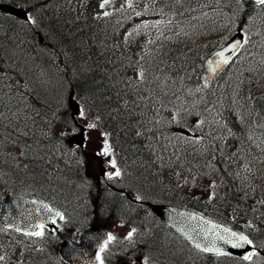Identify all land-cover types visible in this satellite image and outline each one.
<instances>
[{
    "label": "rangeland",
    "instance_id": "374dc122",
    "mask_svg": "<svg viewBox=\"0 0 264 264\" xmlns=\"http://www.w3.org/2000/svg\"><path fill=\"white\" fill-rule=\"evenodd\" d=\"M11 1L16 5L23 6L26 12L29 10L31 11L30 8H25L26 4H34L35 11L31 17L34 19V23H26L28 26L25 23H23V25L20 23L17 28L21 32H30V30L34 28L41 30L44 41L45 38L47 39L50 36L51 40L55 41L52 26L51 24L49 25V22L47 24L48 15L46 9L50 6L56 5V9L62 7L64 17H69L77 12H84L87 15L85 16L90 20L101 19L104 25L112 23L110 40L113 42V45L116 46L117 50L120 49L121 51H125V63L129 65L124 63L123 68L126 76L131 80V82H127L128 86L126 87L112 85L114 89V110L118 112V116L124 111L128 112L127 114L129 116L127 115V119L129 120L128 126L132 129L131 133L135 136H141L142 140L140 142H142V144L145 145V149H147V160H149L147 165L155 171H161V178L165 183L175 185V187L182 188L184 191L187 189L192 195L198 196L202 200H208L214 192L220 193V190L224 188L220 181L219 167L215 166V162L224 163L223 166L229 171L232 179L236 181L237 188L246 195L245 203H247L254 212L253 214L257 215V219L255 222H252L246 217H239L229 207H224L222 205L219 207L218 204L214 202L213 204L217 206L220 213L222 212L224 215L231 218L232 221L235 220V222L243 226L246 231H252L257 227L262 230L263 237L259 233L257 235L260 247H258L255 253L258 252L259 255L264 256V134H258L254 130L257 125L260 126V128H264V121L262 123H255L257 121H255L253 117L250 123L247 118L238 121L236 114H233V118L230 119L221 109L223 103L228 102H230L231 107L234 109L239 107L240 99L236 98V94L237 91L242 88L243 79L240 77L236 84L237 86L234 84L227 88L224 86L225 81L223 83H216L217 108L213 109L209 105L210 99H207V95L205 91H202V88L199 87V90L184 89L183 85L185 80L180 81V75H177L179 79H176L175 75L169 74L168 70L156 67L158 62L160 65L165 63V59L163 60L161 58V48L168 47L169 50L171 46L179 47V44L181 42L184 43V40H187L191 35H194V40H190L192 43L205 42L211 39V37L203 35V32L206 30L204 29L205 24L208 26L214 25L215 15L212 14V16L215 17L214 19L207 17L208 15L204 13V16L199 17L200 14L197 13L199 10H197L194 12L195 16H193L195 19L192 20V18H189L188 22L181 20L175 21L174 17L172 18V16L169 15L165 21L158 23L155 17L151 19L147 13H142L141 15V11L139 10L145 0ZM56 11L59 13V17H61L63 13H60V10ZM174 11L177 10L175 9ZM209 12L211 11L209 10ZM117 13L119 15L114 19L113 15ZM262 19L263 17L258 18V20H252L251 25L256 28L249 26L252 33H260L259 25ZM131 20H134V22H131ZM176 25L177 27H175ZM46 26L48 28L47 30ZM237 31V29L232 31L229 35H226V38L234 35ZM14 40L15 43L18 41L16 38ZM56 41H58V39ZM152 43H155L153 50L150 49L151 45H153ZM107 45L108 38L105 37L100 49L106 50ZM7 47L5 46L3 49L6 48V50L12 52V49ZM263 47L264 43H261L260 46L257 47L258 52H260V50L264 52ZM258 52L252 53L249 59L243 57L241 61L249 65V61L258 60V62L251 64L252 66H250V69H262V74H264V54L260 55ZM27 54L30 55L28 52ZM54 54H56V52ZM51 57L53 58V55H51ZM150 57L155 60V63L153 62L152 64L156 68L153 67L150 78H147V76L142 78V73L145 69L144 65L152 61ZM1 60L2 58L0 56V61ZM4 60L7 61L4 62V64L6 63L5 66L9 65L10 67L3 72L1 71L2 66L0 65V93L3 92L0 94V118L4 122H12L17 131L27 132L30 135L32 133L53 132L54 137L51 139L53 141L44 140L45 143L43 145L48 146L49 143H53L52 147L60 151L61 154L65 152V156L68 159L75 158L73 151L76 146L69 143L68 138L77 131L74 124L75 122L76 124L79 122L86 128L84 150L89 153L96 152L100 155V160L104 162L101 166L100 162L94 157H92L93 159H87L85 161L86 169L84 173L89 176L87 177L89 183L93 179L97 180L99 182L96 183L97 186L101 188L105 187L108 190V195H115V193L118 192L121 193L120 189L131 186L130 188L135 193H139L145 199H150L151 197L155 199L159 196V192H157L156 189L148 195L140 187L137 188L134 186L132 181L137 183L134 178L139 175L133 173L130 167H134L136 164L131 163L127 158L124 161L123 157H121V159L117 157L115 160L116 163L114 162V150H112L110 141L107 138L106 129L101 125L94 111L89 105H86L78 94L73 92L81 106V112L76 115V118L72 117L67 103V107L63 108V106L57 105L58 110L54 109L53 99L61 96L64 90L71 92V89H67L64 82L54 75L52 69L46 68L43 64H40L41 66L38 65L35 59H29L27 62L22 61V64L25 63L24 69L23 65L18 63L19 61H15V57L10 58L5 56ZM26 67H28V69ZM41 67H43V69ZM239 71L238 69L234 72L232 69L231 72L240 75L244 74ZM41 74H43L42 79H40ZM255 78H257L256 75ZM8 81L11 82L9 83ZM58 91L59 93H57ZM56 95L57 97H55ZM64 100L65 99L62 98H58V100L55 99L56 102L59 101L58 103L61 102V104ZM38 101L46 105L50 111L55 110L56 113L53 111L50 115L43 114L42 111L39 110L40 108L37 107ZM34 102L36 103L34 104ZM27 107H29V110L32 112L30 113L31 115L26 113L25 109ZM42 109L45 113L48 112L44 107H42ZM135 115L139 117L137 118L139 120L133 122ZM52 118H55L57 121L53 122L54 119ZM229 130L238 133L242 132L245 136L241 137L238 144L235 142L230 144L232 146L230 155L224 153L223 157H212L211 150L216 147V144L224 142L226 136L229 135ZM0 132L5 133L1 126ZM9 139L10 137L7 138V140ZM7 140H5V142H7ZM27 145L30 146V143ZM45 147L46 146L38 148V150L43 151ZM4 152L10 160H14L16 157L22 155L14 153L11 150H4ZM79 152L82 153V151ZM79 152L76 153L77 156H80ZM50 153L53 156L55 154L57 155L59 152L53 153V151H51ZM64 161L66 163L68 162L66 160ZM125 162L128 163V167L126 168ZM57 167L65 170L60 164H58ZM83 167L84 166H82V168ZM116 169L122 173V182H119L121 180H119L116 177V173H114ZM80 176L82 177V175ZM98 176L100 180L97 179ZM73 177L74 180L76 179L77 181L75 180L74 183L68 186H55L51 184L53 179L49 181L50 185L48 186L41 184V188H46L48 192L50 191L53 194V197L58 196L63 200H61L62 205L59 209L66 212L68 222H61L58 229L61 230L62 227V231L68 233L76 230V226H74L73 223L81 226L84 225V222L88 221L91 216L94 218L96 216L95 209H89L88 207L83 208L80 197H67L64 195V193H68V191L74 192L75 190H84L82 183L78 182L81 177L75 175H73ZM33 178L34 177H30V179ZM59 179L62 180L60 177ZM2 189L4 192L0 198L7 196L9 193L6 189ZM20 189L24 188L20 187ZM24 191H28V189H24ZM49 196L52 195L49 194ZM141 207L147 210V207L144 205H141ZM127 209H129L132 214L136 210V208L130 206L127 207ZM139 214L142 216L145 215L146 212L140 211ZM110 219L112 220L105 221V223L106 228L111 233V237H113V239L110 240L111 245L108 249L109 264H112V258H116L118 262V257L128 252L129 247L139 243L144 233L143 231L136 232L133 228L131 229L130 227L124 226V222L119 218ZM130 233L131 236L129 237ZM50 238L53 239L44 245L47 251L44 250L45 252H41V254H47L50 261L53 259V264H56L51 253L54 249L57 250L56 246H58L60 241H58L55 236H50ZM19 241L22 244L26 243L29 245L35 243L27 239ZM152 245L150 246L152 247ZM152 253L154 254L148 256V258H145L143 255L134 254L133 262L129 260V263L122 264H165V259H168V264H177L179 261L186 263L188 261V257L184 260L181 259V256L177 255L180 254L178 251L173 254L170 250H167V258L161 257L157 252ZM138 256H140V258ZM192 259L198 261V264H202L199 262L200 257L192 255ZM262 260H264V257ZM8 261L9 258L3 256L0 252V264H10ZM117 262L115 264H117ZM118 264L121 263L119 262Z\"/></svg>",
    "mask_w": 264,
    "mask_h": 264
},
{
    "label": "trees",
    "instance_id": "16d2710c",
    "mask_svg": "<svg viewBox=\"0 0 264 264\" xmlns=\"http://www.w3.org/2000/svg\"><path fill=\"white\" fill-rule=\"evenodd\" d=\"M193 2H194L193 0H184V1L183 0H145L143 1L142 7L140 8L139 11H141V15L142 13H147L151 19L155 17L157 22L159 23L161 21L160 20L161 18H164L165 16H169L170 15L169 13H173V11L176 9L177 11H174L177 13L175 19L177 18L183 20L184 22H187L189 18H192V20L195 19L193 17L195 16L194 12H196L197 10L199 11L203 10L205 8V6L202 5V2L200 4H194ZM205 4L209 6V9L213 11L212 13L216 17L214 20L215 21L214 25L216 30L213 28L214 25L208 26L205 24L204 29L206 30L203 32V35L209 36L211 37V39H208L205 42L192 43L190 40H194V35H191L187 40H184L185 41L184 43L181 42L179 44V47L171 46L169 50L168 47L161 48V55H162L161 58L163 60L165 59V63L163 65H160L158 62L156 64V67L161 68L163 70H168L169 74L175 75L176 79H179L177 75H180L181 79L179 80L180 81L185 80L183 85L184 89L199 90V87L202 88V91H205L207 95V96L205 95L207 99H210L209 104L215 103V99L212 97L213 96L212 91L214 90L212 86L215 83H220V82L223 83L225 81L224 86L227 88L233 85V83L237 84L238 79L241 77V79H243L242 88H240L236 94V98L240 99L239 100L240 104L238 108L234 109L235 113H239V116L242 119L247 118L252 120L253 117L254 120L257 121L255 123H262L264 121V74H262L263 72L262 69L261 70H258L257 68L250 69V66H252L251 64L255 63V61L252 62L249 61L248 62L249 65H247L246 62L241 61L242 58L238 59V57H236L237 59L235 60L233 59L234 60L233 64L229 68L221 72L223 75L220 73L218 75L219 78L217 77L215 79V82H213L211 86L208 87L201 86L199 74L202 67L201 63L203 57L209 52L213 51L216 47L220 46L223 43L224 41L223 39L226 37L227 33L230 34L232 31L236 29L247 28L250 25L248 22L253 18L258 17L257 15L259 13H262L264 15V4H259V3L257 4L250 0H210L208 2H205ZM56 8H57L56 5L50 6L48 9H46V13L48 15L47 20L48 22H50L49 24H51L52 26L54 35L57 36L58 39L57 42L53 41L54 47L52 46V48H54V50H58L61 53L63 47H60V43L64 46V52H62V54L60 55L61 56L60 60L58 61V59L54 57L49 58L50 60L46 59V61L44 57L35 58L34 55L42 56V54L40 53L41 49L36 48V46H32V48L29 47L27 48L30 49L27 52L30 53L31 56L26 53L27 58L23 57L20 58L19 60L26 62L29 59L37 60L38 65L43 64L46 68L52 69L54 71V74L56 76H59L58 78L62 82H65L64 84H66V86L69 83L67 89L73 90L74 93L77 90L76 93L84 100L86 105L92 107L93 111L96 113V116L99 117L100 123L103 124V126L106 127L107 130L109 131V139L111 141L112 146H114L116 150L119 151L120 156L124 158V161L127 158L128 161H130L131 163L134 162V164H136L134 168L132 167L133 173L139 175L134 178V180H136L137 183L132 181L135 187L137 188L141 187L142 190H144V188L150 189L151 187L153 192L155 189L157 190V192H159L158 195L161 196V199L158 200L160 202L165 201L170 204H177L181 206L189 205L191 207H194L195 209L198 208L202 210L205 214L208 215L210 214L214 216L215 214L208 212L206 209H204L202 205L196 203L187 194H184L182 191H180V189L178 188L172 189L171 186L163 183L162 180H160L159 174L157 172H153L151 168L146 165L145 163L146 160L143 159V152H144L143 146L138 142V139L136 137L129 135V131H128L129 120L127 119V115H128L127 112L124 111L122 114H119L120 116H118L116 110H114L115 109L113 103L114 89L112 85H116V86L120 85V87L122 86L126 87L128 86L127 82H131V80L128 79V77L125 74V70L123 68L126 59L125 51H121L120 49L117 50L115 46L113 51L109 50L105 52V50L98 49L97 47L99 46L98 44H96L98 41L97 37L100 36L99 28H101L104 31L103 34L104 36H106V38L108 37L110 38L112 23H108L104 25L101 22V19L90 20L88 17L85 16L84 12H77V13H73L69 17H64L63 16L64 12L62 9H61L62 10L61 13L63 14L61 15V17H59V13L56 11ZM201 14L202 13H200L199 17L201 16ZM4 15H7V13L0 12L1 17ZM118 15H119L118 13L114 14L113 18L115 19V17H117ZM83 18L85 22L83 21ZM262 21L264 22V19H262ZM16 22H14V24H16ZM131 22H134V20H131ZM263 22H261V24L259 25V31H260L259 34L252 33L246 36L245 39L247 40V44L243 46V48L240 50L241 51L239 53L240 55L238 54L237 56H241L242 54L243 55L249 54L248 53L249 50H252L255 47L257 49V47L260 46L261 43H264ZM23 23L26 24L29 22L23 21ZM87 23L90 24L87 25ZM251 27L254 26L252 25ZM19 33L20 31L19 32L16 31L15 34H13V36L11 37V39L18 38V41L16 43L19 46H23V47L27 46L28 44L27 38L23 37L22 33L20 34ZM93 39H95L96 41ZM64 42H66V45L68 46L64 45L65 44ZM94 43L96 46L93 45ZM152 44L153 45H151L150 47L151 50H153L155 47V43ZM67 48L71 50L69 51ZM66 49L67 51H65ZM1 51L3 52L2 54L0 52V56L2 58V60L0 61V65L2 66L1 71L5 72L6 70H8L7 68H9V65L6 66L4 65V62L7 61L4 60L5 57L3 54L7 56L6 55L7 53L6 51L4 52L3 49ZM262 53L264 54V52ZM91 56L94 57L92 58ZM151 60H152L151 63H147L144 65L145 69L144 72L142 73V78L145 76H147V78H150V73L153 67L156 68L152 64L153 62L155 63V60L152 57ZM49 61H51L52 63ZM41 68L43 69V67ZM232 69L234 72L239 69L240 70L239 72H243L244 74L240 75L237 73H233L231 72ZM90 70L92 71V73ZM106 70H111V71H106ZM250 73L255 74L257 78H255V75L254 78H252L251 75L253 74ZM88 74L91 76H89ZM98 74L99 76L101 74L102 77L100 76L98 78L97 76ZM236 75L239 76L236 77ZM80 79H82L83 81ZM66 80H68L69 82H67ZM97 82L98 84L99 83L100 84L99 85L96 84ZM82 94L85 96H82ZM95 94H97L98 96ZM37 104H40V106L41 105L46 106L40 101H38ZM136 118H138L137 115H135L133 122L139 120ZM255 127H256L255 129L260 131V134L262 133L264 134V128H260V126L258 125ZM1 128L3 131H5V133L0 132V196L3 193L2 188L7 189L8 191L12 190L18 192L20 191L19 187H25L27 189H31L32 191H34L35 195L45 200L49 194L52 195V197L53 194L50 191L48 192L46 188L45 189L41 188L42 185L44 186L50 185L49 181L53 179V182H51V184L55 186L56 185L68 186L71 185V183H74V181L76 180V179L74 180L73 175L79 177H81L80 175H82V177L84 178L82 177L79 178L78 182L82 183V186H84L83 187L84 190H80V191L75 190L74 192L68 191V193L65 192L64 195L67 197L78 196L80 197L83 208L88 207L89 209L93 208L96 210L95 218L93 216L89 218V221H91V223L96 222L97 224H102L103 223L102 220L106 217H116L117 215L118 216L125 215L123 216V218L126 221V223H129L132 226H134V229L136 231L144 232L143 238L145 239L140 238V242L134 248V250H136L139 254L142 253L147 256H150L154 254L152 252H157L161 256L164 253L166 254L167 250H170V252L174 254L176 253V251H178L181 248L179 241H177L178 238L176 234H174L172 230L168 229L165 226V224H162V222L158 218H156L152 212L151 213L148 212L145 215L141 216L139 212L140 211L146 212L145 208H142L141 206L135 204L133 201L129 200L128 197L125 198V196H123L119 192L115 193V195L113 194L108 195L107 193L108 190L105 187L101 188L100 186H97V184L94 182H92V184L94 183L93 185L89 183L87 179V177L89 176H87L86 173H84L86 168L85 167L82 168L81 163L70 164V163H66L62 157L57 156L56 154L52 156L50 152L53 151V153H55L54 152L55 150L52 147L53 143H49L48 146L43 145L45 141L44 139H42L39 141H31L30 146L27 145V143H20L19 147H15L13 140L11 138L7 140V138L13 137L19 140L20 136H16L17 134L15 132L8 134V132H6L9 130L8 128L4 129L2 126ZM52 138L53 137H50L48 140L53 141L51 140ZM5 140H7V142H5ZM44 146L46 147L43 149V151L38 150V148H43ZM4 150L6 151L11 150L17 154H19L18 152L22 151V153L29 155L31 158L30 160L24 162L22 160L23 154L22 155L19 154L20 156L16 157L14 160H10L7 158V155L5 154ZM227 150L230 151L231 149L227 148ZM44 160L49 162L53 168L48 171L39 170L38 165L43 164ZM58 164L64 167L65 170L58 168L57 167ZM126 167H128V165L125 162V168ZM67 170H69L71 173ZM30 177H34V178L30 179ZM59 177L62 178V180L59 179ZM225 180L228 181L229 188L231 191L228 192L224 191L225 194L221 196L222 202L226 204H230V206L233 205L240 215L242 216L247 215L248 207L243 206L244 205L243 195L239 194L233 189V183L231 180H229V177L227 175H225ZM53 198L56 199V201L58 199V202L60 204V201L62 199H60L58 196ZM86 198L88 199V202L85 201ZM129 206L136 208L133 214L130 213L129 209H127V207ZM0 237L2 241L6 243L3 246L4 251L6 253H9L11 250L9 246L10 244H12V241L14 242V240L12 236L6 234L5 230L2 229L1 226H0ZM7 237L10 238L9 241ZM150 245H152V247ZM187 246L190 247L189 245ZM24 251H25L24 257L28 256L27 258L28 260L26 264H53V262L50 261L46 263V261L50 258L48 257V255L44 256L41 254V252H45L42 248L36 249L27 246V248L24 249ZM38 251H40V253H38V257H32ZM186 252L187 253H182V255L181 254H177V255L181 256L180 258L183 260L186 259V257H188V261L186 263L179 261L177 262V264H193V263L198 264V261H194L192 259L193 253L189 252L188 250H186ZM199 257H200L199 259L200 261L202 259V256ZM204 258L205 259H203L200 263L215 264L213 263L212 260H209L206 257ZM51 261H53V259ZM234 261L235 260H227L223 262L225 264H238ZM248 264H254V263L248 262Z\"/></svg>",
    "mask_w": 264,
    "mask_h": 264
},
{
    "label": "water",
    "instance_id": "95a60500",
    "mask_svg": "<svg viewBox=\"0 0 264 264\" xmlns=\"http://www.w3.org/2000/svg\"><path fill=\"white\" fill-rule=\"evenodd\" d=\"M0 9L16 14L23 19H26L27 16L21 8L14 5L2 4ZM240 42V36L237 35L225 47L216 50L214 54L206 59L202 74V81L205 84L211 81L214 75L226 65L224 60L228 61L235 53ZM233 45L236 46L233 48ZM221 52L224 53L223 57L218 55ZM69 102L74 113L78 112L79 105L73 100V95L70 96ZM70 140L77 144H82V134L76 137L73 136ZM152 207L156 214L172 225L184 240H188L201 250L208 252L227 251L243 258L249 255L251 251L250 244L243 242H241V246L233 247L237 240L231 236V233L242 235L237 230L207 219L199 212L183 210L176 206L153 205ZM57 214V211L48 208L41 201L19 194H10L0 205V223L7 228H15L17 230L20 229L19 218L27 217L28 220H32L34 227L38 222L51 223L50 219ZM106 236V232L93 226L83 231L76 242L64 240L60 245L59 251L68 264H98L96 253L103 246L102 243L105 241ZM221 237L225 239H221ZM226 239L231 240V243H227Z\"/></svg>",
    "mask_w": 264,
    "mask_h": 264
},
{
    "label": "bare ground",
    "instance_id": "6f19581e",
    "mask_svg": "<svg viewBox=\"0 0 264 264\" xmlns=\"http://www.w3.org/2000/svg\"><path fill=\"white\" fill-rule=\"evenodd\" d=\"M184 1V0H183ZM194 1V0H193ZM177 3V2H176ZM180 3V2H179ZM189 3V2H188ZM194 3V2H193ZM2 4H9V5H11V4H13V1H11V0H2V1H0V5H2ZM173 4V3H172ZM166 5V4H165ZM193 5V4H192ZM188 6V5H187ZM185 7V6H184ZM189 7V6H188ZM25 8L27 9V8H30L31 9V11L29 10V11H27L26 12V14L27 15H30L31 17H32V14L34 13V11H35V6H34V4L33 3H29V4H26V6H25ZM179 8V7H178ZM198 8V7H197ZM61 9H62V7H60V8H58V9H56V10H60L59 12L61 13ZM40 13V12H39ZM197 13H199V12H197ZM170 14V13H169ZM193 14V13H192ZM83 15V14H82ZM86 15V14H85ZM224 15V14H223ZM43 16H44V14H43ZM87 16V15H86ZM227 16V15H226ZM84 17V16H83ZM171 17V16H170ZM22 17H20V16H18V15H16V14H12V13H7V15H4V16H0V52H1V54L3 53L1 50L3 49V47H10L11 49H12V52H9L8 50H6V48H4L3 50H4V52L6 51V55L8 56V57H15V61L16 62H18L19 64H22V61H20L19 59L20 58H23V57H25V58H27V51L28 50H30V49H27L28 47L29 48H32V46H36V48H40L41 49V54H42V56H36V55H34L35 56V58H39V57H44L45 58V61H46V59H48V60H50L49 58L51 57V55H53V57L54 58H56V59H58V61L60 60V58H61V54H62V52H64V46L60 43V47H63L62 48V50H61V53L58 51V50H54V48H52V46L54 47V43H53V40H51V36L49 37V38H45V41H44V38H43V36L41 35V30H37L36 28H34V29H32V30H30V32H26L25 30H22V31H25V32H21L20 31V33H22L23 34V37H25V38H27V42H28V44H27V46H19L17 43H15V40H14V38L13 39H11L10 37H12L13 36V34H15V32L16 31H18L19 32V30H18V28H17V26L20 24V23H22L21 25H23V21L22 20H19V19H21ZM41 18V17H40ZM46 18V17H45ZM76 18V17H75ZM78 18V17H77ZM94 18V17H93ZM173 18V17H172ZM69 19V18H68ZM74 19V18H73ZM81 19V18H80ZM177 19V18H176ZM183 19V18H182ZM185 19V18H184ZM70 20V19H69ZM78 20V19H77ZM88 20V19H87ZM93 20V19H92ZM17 21V22H16ZM29 23H34V22H31V21H29V20H27ZM32 21H34V19H32ZM82 21V20H81ZM83 21L85 22V20H84V18H83ZM14 22H16V24H14ZM83 22V23H84ZM95 22V21H94ZM46 23V22H45ZM50 23V22H49ZM77 23V22H76ZM80 23V22H79ZM82 23V24H83ZM47 24H48V21H47ZM90 23H87V25H89ZM95 24V23H94ZM97 24H98V22H97ZM96 24V25H97ZM21 25H20V27H21ZM25 25V24H24ZM27 26H28V24H26ZM45 25V24H44ZM50 25V24H49ZM48 26V25H47ZM47 26H46V30L48 29L47 28ZM83 26V25H82ZM26 27V26H25ZM44 27V26H43ZM95 27H97V26H95ZM169 27V26H168ZM174 27V26H173ZM175 27H177V25L175 26ZM24 28V27H23ZM84 28V27H83ZM172 28V27H171ZM93 30V29H92ZM216 30V29H215ZM87 31V30H86ZM89 31V30H88ZM19 33V34H20ZM87 33V32H86ZM94 33V32H93ZM116 33V32H115ZM215 33V32H214ZM18 34V33H17ZM88 34H90V33H88ZM99 34H100V36L99 37H97L98 38V41H97V43L96 44H98L99 46H97L98 47V49H100V47H101V44H102V42H103V40H104V38L106 37V36H104V34H103V31L99 28ZM106 34V33H105ZM117 34V33H116ZM92 35V34H91ZM263 35H264V33H263ZM22 36V35H21ZM53 36H55V35H53ZM94 36V35H93ZM78 37V36H77ZM72 38V37H71ZM89 38V37H88ZM93 38V37H92ZM261 38V37H260ZM16 39H18V38H16ZM77 39V38H76ZM79 39V38H78ZM57 40V36H55V41ZM72 40V39H71ZM80 40H82V39H80ZM93 40H95V39H93ZM7 41H8V43H7ZM90 41V40H89ZM88 41V42H89ZM96 41V40H95ZM57 42V41H56ZM81 42V41H80ZM94 42V41H93ZM92 42V43H93ZM185 42V41H184ZM63 43V42H62ZM65 44L64 45H66V42H64ZM68 43V42H67ZM78 43V42H77ZM85 43V42H84ZM17 44V45H16ZM25 44V43H24ZM23 44V45H24ZM86 44V43H85ZM90 45V44H89ZM88 45V46H89ZM93 45H95V43L93 44ZM66 46H68V45H66ZM72 46V45H71ZM76 46H79V45H76ZM87 46V45H86ZM92 46V45H91ZM96 46V45H95ZM7 47V48H8ZM107 48H106V50H105V52L106 51H109V50H111V51H113L114 50V48H115V45H113V42L110 40V38L108 37V45L106 46ZM2 48V49H1ZM9 48V49H10ZM93 48H95V47H93ZM68 50H69V48H67ZM67 49L65 50V51H67ZM71 50V49H70ZM69 50V51H70ZM73 50V49H72ZM94 50V49H93ZM89 51V50H88ZM91 51V50H90ZM56 52V54H54ZM86 52V51H85ZM87 53V52H86ZM91 53V52H90ZM36 54V53H35ZM88 54V53H87ZM100 54V53H99ZM4 55V57H5V54H3ZM69 56V55H68ZM88 56H90V55H88ZM92 57V56H91ZM94 57V56H93ZM92 57V58H93ZM151 58V57H150ZM65 59V58H64ZM86 59V58H85ZM91 59V58H90ZM95 59V58H94ZM133 59V58H132ZM143 59V58H142ZM141 59V60H142ZM52 60V59H51ZM128 60V59H127ZM12 61V60H11ZM37 61V60H36ZM57 61V62H58ZM66 61V60H65ZM49 62H51V61H49ZM68 62V61H67ZM87 62H89V61H87ZM126 62V61H125ZM124 62V63H125ZM13 63V62H12ZM52 63V62H51ZM50 63V64H51ZM94 63V62H93ZM129 63V62H128ZM143 63V62H142ZM6 64V63H5ZM4 64V65H5ZM18 64V65H19ZM24 64L25 63H23L22 65H23V69H24ZM65 64H66V62H65ZM123 64V63H122ZM125 64H127V63H125ZM16 65V64H15ZM14 65V66H15ZM75 65V64H74ZM110 65V64H109ZM127 65H129V64H127ZM136 65V64H135ZM190 65V64H189ZM21 66V65H20ZM89 66V65H88ZM87 66V67H88ZM108 66V65H107ZM118 66V65H117ZM123 66V65H122ZM130 66H131V64H130ZM129 66V67H130ZM22 67V66H21ZM76 67V66H75ZM87 67H86V69H87ZM91 67H92V65H91ZM138 67V66H137ZM191 67V66H190ZM10 68V67H9ZM16 68V67H15ZM27 69H28V67H26ZM25 68V69H26ZM53 68V67H52ZM113 68V67H112ZM126 68V67H125ZM12 69H13V67H12ZM22 69V70H23ZM55 69V68H54ZM91 69V68H90ZM106 69V68H105ZM110 69V68H109ZM20 70V69H19ZM92 70V69H91ZM90 70V71H91ZM94 70H96V69H94ZM27 71V70H26ZM25 71V72H26ZM99 71V70H98ZM106 71H111V70H106ZM114 71V70H113ZM17 72V71H16ZM23 72H24V70H23ZM88 72V71H87ZM76 73V72H75ZM91 73H92V71H91ZM109 73H111V72H109ZM158 73V72H157ZM7 74V73H6ZM13 74V73H12ZM15 74V73H14ZM18 74H20V73H18ZM78 74V73H77ZM76 74V75H77ZM222 74V73H221ZM230 74V73H229ZM24 75H25V73H24ZM23 75V76H24ZM55 75V74H54ZM79 75V74H78ZM89 75V74H88ZM94 75H96V74H94ZM104 75V74H103ZM223 75V74H222ZM228 75V74H227ZM234 75V74H233ZM19 76V75H18ZM80 76V75H79ZM89 76H91V75H89ZM98 76V78L101 76V74H100V76H99V74L97 75ZM109 76V75H108ZM157 76V75H156ZM225 76V75H224ZM237 76V75H236ZM239 76V75H238ZM1 77H3V76H1ZM10 77V76H9ZM8 77V78H9ZM57 77H59V76H57ZM71 77V76H70ZM75 77V76H74ZM73 77V78H74ZM86 77V76H85ZM96 77V76H95ZM94 77V78H95ZM102 77V76H101ZM159 77V76H158ZM242 77H244V76H242ZM43 78V74H41V77H40V79H42ZM53 78V77H52ZM77 78V77H76ZM109 78V77H108ZM162 78V77H161ZM219 78V77H218ZM223 78V77H222ZM228 78V77H227ZM11 79V78H10ZM13 79V78H12ZM89 79H91V78H89ZM93 79V78H92ZM101 79V78H100ZM8 80V79H7ZM55 80V79H54ZM80 80H82V79H80ZM111 80V79H110ZM109 80V81H110ZM232 80V79H231ZM5 81H6V79H5ZM67 82H69L68 80H66ZM83 81V80H82ZM104 81V80H103ZM107 81V80H106ZM114 81V80H113ZM9 82V81H8ZM11 82V81H10ZM9 82V83H10ZM219 82V81H218ZM235 82V81H234ZM65 83V82H64ZM85 83V82H84ZM90 83H91V81H90ZM89 83V84H90ZM93 83H94V81H93ZM6 84V83H5ZM12 84V83H11ZM96 84H98V82L96 83ZM100 84V83H99ZM98 84V85H99ZM229 84V83H228ZM235 83H233V85H234ZM8 85V84H7ZM61 85H63V84H61ZM68 85H69V83H68ZM67 85V86H68ZM93 85V84H92ZM109 85V84H108ZM236 85V84H235ZM240 85V84H239ZM65 86H66V84H65ZM88 86V85H87ZM90 86V85H89ZM96 86V85H95ZM237 86V85H236ZM60 87V86H59ZM248 87V86H247ZM2 88V87H1ZM55 88V87H54ZM72 88V87H71ZM97 88V87H96ZM60 89V88H59ZM58 89V90H59ZM61 89H63V88H61ZM75 89V88H74ZM2 90V89H1ZM64 90V89H63ZM97 90V89H96ZM61 91V90H60ZM77 91V90H76ZM76 91H75V93H76ZM18 92V91H17ZM53 92H54V90H53ZM80 92V91H79ZM104 92H105V90H104ZM1 93H3V92H1ZM0 93V94H1ZM57 93H59V91L57 92ZM56 93V94H57ZM91 93V92H90ZM52 94V93H51ZM62 95L61 96H59L58 98H62V99H65L64 100V102H62V104H61V102L60 103H58L59 101H55V99H57L58 100V98H55V97H57V95L54 97V96H52V97H54L55 99H53L54 101H53V106H54V109H56V110H58L57 109V105H61V106H63V108L64 107H67V105H69V110L70 111H72L73 109H72V107H71V105H70V102H69V98H70V94H69V91L68 90H64L62 93H61ZM77 94V93H76ZM87 94H88V92H87ZM86 94V95H87ZM93 94V93H92ZM53 95V94H52ZM60 95V94H59ZM95 95H97V94H95ZM82 96H85V95H83L82 94ZM98 96V95H97ZM102 96H104V95H102ZM22 98V97H21ZM26 98V97H25ZM24 98V99H25ZM91 98H92V96H91ZM23 99V100H24ZM21 100V99H20ZM26 102V101H25ZM24 102V103H25ZM31 102V101H30ZM79 102V101H78ZM19 103H20V101H19ZM36 102H34V104H35ZM66 103H67V105H66ZM22 104V103H21ZM111 104V103H110ZM27 105V104H26ZM112 105V104H111ZM37 107H39L40 108V110L42 111V113L43 114H45V115H50L51 113H53V111L55 112V110H53V111H50V109L47 107V106H40V104H37ZM42 107H44L45 109H47V113H45V111H43V109H42ZM91 109H92V107H90ZM140 109V108H139ZM93 110V109H92ZM129 111V110H128ZM137 112V111H136ZM23 113V112H22ZM56 113V112H55ZM128 113V112H127ZM31 115V114H30ZM132 115H134V114H132ZM138 115V114H137ZM129 116V115H128ZM138 117V116H137ZM139 118V117H138ZM52 119H54L53 120V122H55V121H57L55 118H52ZM134 119V118H133ZM137 119V118H136ZM125 120V119H124ZM137 121V120H136ZM52 122V123H53ZM127 123V122H126ZM130 124H132V123H130ZM135 124H137V123H135ZM134 124V125H135ZM0 126H2L4 129H9L8 131H6V132H8V134L9 133H12V132H15L17 135L16 136H20L19 137V140H17V139H15V138H13V137H10L12 140H13V143H14V145H15V147H19V144L20 143H30L31 144V141H39V140H42V139H45V140H48L50 137H54V134H53V132H42V133H32L31 135L29 134V133H27V132H23V131H17L16 129H15V126H14V124L12 123V122H10V123H6V122H4L1 118H0ZM35 126H36V124H35ZM136 128V127H135ZM143 130V129H142ZM142 134H143V132H142ZM141 135V134H140ZM144 135V134H143ZM5 139V138H4ZM123 150V149H122ZM126 151V150H125ZM129 151V150H128ZM125 153V152H124ZM125 157H127V156H125ZM30 156L29 155H27V154H24L23 156H22V160L25 162V161H27V160H30ZM132 158V157H131ZM124 159V158H123ZM134 163V162H133ZM124 164V163H123ZM128 164V163H127ZM130 164V163H129ZM53 167H52V165L49 163V162H47V161H45L44 160V162H43V164H39L38 165V169L39 170H41V171H48V170H50V169H52ZM132 168V167H131ZM134 168V167H133ZM137 170V169H136ZM135 172V171H134ZM139 172V171H138ZM157 179H159V178H157ZM150 187V186H149ZM144 191L148 194V195H150V193L152 192V188L150 187V189L149 188H144ZM163 258H166L167 257V255L164 253V254H162L161 255ZM223 264H225V263H223Z\"/></svg>",
    "mask_w": 264,
    "mask_h": 264
},
{
    "label": "snow or ice",
    "instance_id": "6c2138e0",
    "mask_svg": "<svg viewBox=\"0 0 264 264\" xmlns=\"http://www.w3.org/2000/svg\"><path fill=\"white\" fill-rule=\"evenodd\" d=\"M257 3H259V4H264V0H257ZM26 19L29 20V21H31V22H34V21H32V18H31L30 15H27V16H26ZM235 46H236V45H233V48H234ZM218 55L221 56V57H223V56H224V53L221 52V53H218ZM224 62L226 63L227 60L225 59ZM90 126H91V125H90ZM118 174H119V173H117V175H118ZM130 236H131V233L129 234V237H130ZM231 236L234 237V238L237 240V243L234 244L233 247H239V246H241V242H243V243H247V244H251V243H252V242L248 239L247 236L238 235L237 233H234V232L231 233ZM109 239L111 240V239H113V237L109 236ZM221 239H225V238H224V237H221ZM226 242H227V243H231V240H227V239H226ZM206 250H207V249H206ZM101 251H103V249H101ZM244 259H246V260L251 259V254L244 256ZM101 264H103L102 261H101Z\"/></svg>",
    "mask_w": 264,
    "mask_h": 264
}]
</instances>
